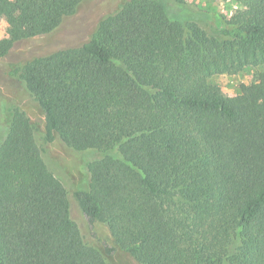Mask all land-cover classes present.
<instances>
[{"label": "trees", "instance_id": "obj_1", "mask_svg": "<svg viewBox=\"0 0 264 264\" xmlns=\"http://www.w3.org/2000/svg\"><path fill=\"white\" fill-rule=\"evenodd\" d=\"M237 1L211 34L160 0H124L82 44L12 65L44 113L45 142L89 158L71 188L48 167L36 123L21 108L8 117L0 264H113L116 248L139 264H264V0ZM80 3L0 0V59ZM250 66L262 70L234 100L210 81Z\"/></svg>", "mask_w": 264, "mask_h": 264}, {"label": "rangeland", "instance_id": "obj_2", "mask_svg": "<svg viewBox=\"0 0 264 264\" xmlns=\"http://www.w3.org/2000/svg\"><path fill=\"white\" fill-rule=\"evenodd\" d=\"M124 0H80L78 11L64 19L62 24L53 32L25 37L16 41L10 52L0 59V141L6 132V120L16 108L23 109L31 120L36 123V140L40 145L43 157L50 170L71 188L86 181L85 164L89 156L77 153L59 140L45 142L43 137L44 113L38 103L31 98L24 85L12 74V65L23 63L39 55L48 54L59 48L77 46L88 40L95 31L99 21L106 15L115 12ZM167 12L176 19L196 20L211 34L219 33L218 22L223 16H230L243 9L237 0H160ZM9 17L7 14L0 18V41L10 39ZM262 67H247L238 74H216L210 81L219 85L225 96L230 100L241 91L242 84H250L255 80L256 73ZM80 184V185H81ZM79 189H88L79 186ZM74 218L78 221L83 233L88 239L87 222L78 206H72ZM97 229L101 238L110 237L108 227L98 223ZM101 245L100 241H96ZM113 264H139L130 253L116 248L111 257Z\"/></svg>", "mask_w": 264, "mask_h": 264}]
</instances>
